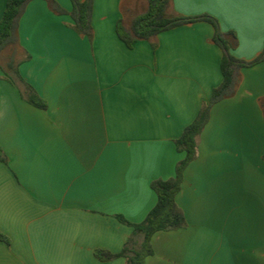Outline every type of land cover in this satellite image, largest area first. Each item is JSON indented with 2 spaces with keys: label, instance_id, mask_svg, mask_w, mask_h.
Segmentation results:
<instances>
[{
  "label": "crops",
  "instance_id": "crops-1",
  "mask_svg": "<svg viewBox=\"0 0 264 264\" xmlns=\"http://www.w3.org/2000/svg\"><path fill=\"white\" fill-rule=\"evenodd\" d=\"M67 11L71 0H57ZM8 0H0V21ZM148 0H94L93 39L46 0L19 23L23 79L47 102L30 104L0 69V264H127L121 252L157 202L151 184L176 173L175 140L221 84L223 50L205 21L129 47ZM171 15L215 16L234 31L233 54L264 48V0H172ZM264 62L241 70L234 96L215 104L177 202L187 228L152 238L145 264H264Z\"/></svg>",
  "mask_w": 264,
  "mask_h": 264
},
{
  "label": "trees",
  "instance_id": "trees-1",
  "mask_svg": "<svg viewBox=\"0 0 264 264\" xmlns=\"http://www.w3.org/2000/svg\"><path fill=\"white\" fill-rule=\"evenodd\" d=\"M33 0H8L6 9L0 21V69L5 77L16 84L22 96L32 105L46 109L47 102L37 91L27 83L19 72L20 64L29 59L28 54H23L19 45V23L28 4ZM49 7L58 14H69L72 22L69 27L80 35L93 39V6L94 0H71L72 9L65 10L57 0H46ZM172 0H148V8L145 12L136 15L129 27L123 20L117 22L119 37L129 46L133 47L138 40H151L159 33L172 28L199 21H205L213 25L215 29L214 41L223 50L221 70L223 80L220 85L213 88L210 100L206 103L197 118L188 125L182 135L175 140L177 150L185 153V157L178 162L176 173L168 179H157L151 184L157 194L155 206L139 223L127 220L123 215H117L119 220L131 227L133 232L128 238L121 252L112 253L103 249H97L95 255L103 261L125 257L127 264H145L148 256L154 254L152 245L153 236L161 231H173L187 228L189 223L183 209L177 202V195L183 188L185 171L198 156V141L201 133L211 118V110L218 102L234 96L237 92L241 70L253 67L264 62V48L262 52L252 60H243L233 54L238 45V37L234 31H223L219 20L210 14L195 16L171 15L169 8ZM9 50V54H4ZM264 113V99L261 101ZM264 159V153H263ZM0 160L7 161L6 155L0 146ZM0 241L7 245L11 240L0 231Z\"/></svg>",
  "mask_w": 264,
  "mask_h": 264
},
{
  "label": "rangeland",
  "instance_id": "rangeland-1",
  "mask_svg": "<svg viewBox=\"0 0 264 264\" xmlns=\"http://www.w3.org/2000/svg\"><path fill=\"white\" fill-rule=\"evenodd\" d=\"M142 1H143V0H142ZM4 54H7V55H8V54H9V50L5 51V53H4Z\"/></svg>",
  "mask_w": 264,
  "mask_h": 264
}]
</instances>
